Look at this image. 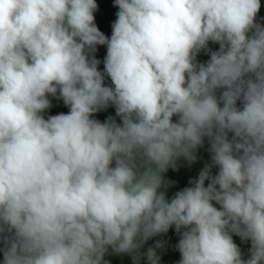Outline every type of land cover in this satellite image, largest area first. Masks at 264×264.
I'll use <instances>...</instances> for the list:
<instances>
[{"label": "clouds", "instance_id": "9594fccd", "mask_svg": "<svg viewBox=\"0 0 264 264\" xmlns=\"http://www.w3.org/2000/svg\"><path fill=\"white\" fill-rule=\"evenodd\" d=\"M114 6L109 39L96 0H0V233L14 230L3 264H107L108 246L132 254L173 225L188 229L178 264H264L260 0ZM210 40L219 51L197 63ZM97 45L114 88L89 58ZM58 91L70 111L45 119ZM109 102L122 126L91 118ZM205 137L218 174L206 166L167 200L161 173L195 161ZM233 233L251 241L248 259Z\"/></svg>", "mask_w": 264, "mask_h": 264}, {"label": "rangeland", "instance_id": "374dc122", "mask_svg": "<svg viewBox=\"0 0 264 264\" xmlns=\"http://www.w3.org/2000/svg\"><path fill=\"white\" fill-rule=\"evenodd\" d=\"M96 4L98 5L97 10L94 12L95 24L98 29L110 39L112 35V24L117 19L116 13L118 11V7L114 6V0H96ZM264 12V0H260V9L257 13L256 22L264 25V17L261 15ZM248 35H251L249 33ZM220 45L219 43L208 41L207 48L202 49L196 55L197 63H207L210 60L211 52L219 51ZM89 58L94 56L96 59L100 61L97 68L98 71L103 75V84L105 85V80L107 74L105 72L104 59L107 55V46L106 45H97L96 51L94 53H89ZM254 78V77H253ZM244 79H248L246 76ZM108 87L114 88L113 83L111 82ZM48 99L50 100L51 107L46 109L42 115L45 119L49 116H54L60 113L67 114L70 111V108L64 104V101L59 96V91L55 96L48 95ZM242 101V100H241ZM92 119H95L101 123L107 122L109 119L115 120L117 119V125L122 126V118L116 113V106L109 102L105 107L101 108L99 111L95 112L91 116ZM232 133H229V139L232 137ZM210 141L209 138L205 137L202 146H198L193 155H195V161H189L188 158L181 156L179 157L175 164L176 169L169 166L167 171L161 173L162 181L167 183L165 187L164 183L158 191L165 193V198L167 200H171L174 195L183 190L186 187H192L190 184V180L198 179L199 173L206 167H210V175L215 176L219 172V167L212 163V153L210 151ZM113 167L115 166L113 162ZM140 171H143L141 168ZM210 183V181H205V186ZM218 187V186H217ZM212 204L217 209H220L221 206L217 204L215 201H212ZM7 229V226H5ZM188 229L181 228L180 232H177V235L173 239L162 240L159 241L161 246L157 247V243H155L150 248L155 250L156 256L159 258V264H178V261L181 259V254L178 251L176 245L179 243L177 240L181 239L182 233ZM14 234V230L12 233H9L7 230L5 232L0 233V264H3V249L6 247V239L10 240L12 235ZM233 242L239 247L241 250L242 257L244 259L249 258V250L251 248V241H243L240 236L236 234H231ZM149 249V248H148ZM139 258L136 264H151V261L147 258V251ZM127 253H116L113 251L111 246L107 247V251L103 257V261L107 263L118 262L122 263L126 257Z\"/></svg>", "mask_w": 264, "mask_h": 264}, {"label": "trees", "instance_id": "16d2710c", "mask_svg": "<svg viewBox=\"0 0 264 264\" xmlns=\"http://www.w3.org/2000/svg\"><path fill=\"white\" fill-rule=\"evenodd\" d=\"M261 15L264 17V12ZM246 77L249 78L248 75H246ZM111 82H112L111 78L107 75L104 86L108 87ZM225 90L226 89L217 90L216 96L219 97L222 94V92L225 91ZM220 106L222 107L223 105L221 104ZM236 106L242 110V108H243L242 101L238 100ZM172 120H173V122H177L178 121V117L177 116H173ZM112 121L115 124L117 123V119L112 120ZM176 235H177V231L175 229V225H173V226H171L169 228V230L166 233H161L159 235L150 237L143 244V246L138 250V252H134L132 254H128L126 259L122 263L112 262V263H107V264H136L138 262L139 258L141 257V255H143L148 248H150L151 246H153L155 243H157L159 241L173 239V238L176 237ZM177 242H179V239L177 240ZM133 257H135V260L133 259Z\"/></svg>", "mask_w": 264, "mask_h": 264}]
</instances>
